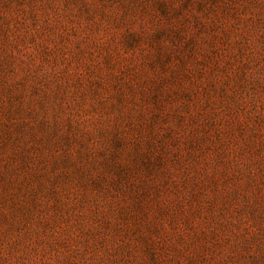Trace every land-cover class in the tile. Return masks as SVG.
I'll list each match as a JSON object with an SVG mask.
<instances>
[{"label":"rangeland","instance_id":"rangeland-1","mask_svg":"<svg viewBox=\"0 0 264 264\" xmlns=\"http://www.w3.org/2000/svg\"><path fill=\"white\" fill-rule=\"evenodd\" d=\"M0 264H264V0H0Z\"/></svg>","mask_w":264,"mask_h":264}]
</instances>
